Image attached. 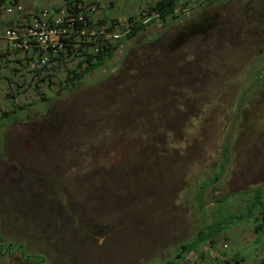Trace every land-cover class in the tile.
<instances>
[{
	"label": "rangeland",
	"instance_id": "rangeland-1",
	"mask_svg": "<svg viewBox=\"0 0 264 264\" xmlns=\"http://www.w3.org/2000/svg\"><path fill=\"white\" fill-rule=\"evenodd\" d=\"M155 1L96 0L89 35L113 43ZM183 1L67 90L21 76L15 99L2 60L0 264H162L220 215L176 264H264V0Z\"/></svg>",
	"mask_w": 264,
	"mask_h": 264
},
{
	"label": "built area",
	"instance_id": "built-area-1",
	"mask_svg": "<svg viewBox=\"0 0 264 264\" xmlns=\"http://www.w3.org/2000/svg\"><path fill=\"white\" fill-rule=\"evenodd\" d=\"M95 1L78 0L77 6L65 1L54 9L44 8L29 15H25L21 4L9 5L4 13L16 16V23L0 28V38L10 43L13 52L29 56L32 52L31 73L44 72L47 67L60 68L64 61L70 63L73 59L72 49L86 47V42L91 40L93 34L83 36L95 11Z\"/></svg>",
	"mask_w": 264,
	"mask_h": 264
},
{
	"label": "trees",
	"instance_id": "trees-1",
	"mask_svg": "<svg viewBox=\"0 0 264 264\" xmlns=\"http://www.w3.org/2000/svg\"><path fill=\"white\" fill-rule=\"evenodd\" d=\"M181 0H157L153 4L148 5V14L146 17L143 16L140 20L132 21V23L129 25V31L126 33H123L120 37H115L114 42H110L109 38H111V35L109 33L112 31V26L106 27L104 30H102V35L100 36L99 32L93 33L91 36V40L86 42V47H78L76 49H72L75 53L74 57L78 54L84 55V57L81 60H78L76 63L70 62L69 66H66L62 72H60V77H62L63 80L59 79V82L62 84V89L67 90L69 87L73 86L74 84H79L88 73L91 72L96 67L101 66L104 61L108 58L112 57V54L114 51L118 50V48L121 47L122 44H124L126 41H128L130 38L135 36L138 32L143 31L149 24L155 23L157 20H167L168 17L170 19L177 18V15H173L174 6ZM205 1V0H202ZM8 2V3H7ZM18 2V0H0V5L2 4H9V5H15ZM70 5L74 3V5L77 6L78 0H66ZM96 7H98V3H94ZM187 4V0H184L182 2V5L185 6ZM132 17H129V20H131ZM92 26L90 21L87 25V32L83 36L86 38V36L89 35L91 32ZM96 31V30H94ZM105 32H108L105 33ZM108 36V37H106ZM83 38V39H84ZM91 46V47H90ZM91 48V50L89 49ZM69 50L70 54L71 51ZM32 52L30 53L31 56ZM26 55V54H24ZM63 60V59H62ZM66 62V61H64ZM63 62V63H64ZM64 65V64H62ZM55 70L54 67H47L45 68L44 72L37 71L35 74L31 73V69L29 70L30 81L32 82H43L46 81L48 85H51V82L54 81V78H58L59 73H54ZM259 75V72H258ZM256 78L258 76H255ZM255 78V79H256ZM254 79V80H255ZM38 87H36L37 89ZM12 95V94H11ZM45 99V98H43ZM14 108H19L15 107ZM13 111V108H12ZM228 160V142L224 141L222 146V157H221V163L219 164L218 171H214L210 176L209 179L203 182V185H208L210 183H214L217 181L220 174L223 172L224 165L226 164ZM262 188H258L252 196V201L249 208H247V216L248 214H252V207H254L260 199ZM201 197L202 193L198 192L197 194V201L199 204L201 203ZM201 205V204H200ZM264 211V209H263ZM227 213H229L227 211ZM264 213V212H263ZM220 215V214H219ZM231 215L234 216V212H231ZM218 217V216H217ZM219 219L215 221V224L210 227V229H217L218 232L216 233H208L204 234L202 230H199L197 234L193 237V239L189 243H183L179 246L178 253H175V256L173 259L167 260L166 263L162 264H176L179 260L183 258V255L188 254L191 251H194L196 247H198L200 244H203L207 242L208 244H214L217 240V237L221 236L223 233L222 228L223 221L226 220L225 218H222L220 215L218 217ZM232 220V219H231ZM230 220V221H231ZM238 220H241V218H238ZM264 220V217H263ZM43 259H40L37 263H41ZM235 263H239L237 259ZM228 264L229 261L227 262Z\"/></svg>",
	"mask_w": 264,
	"mask_h": 264
},
{
	"label": "crops",
	"instance_id": "crops-1",
	"mask_svg": "<svg viewBox=\"0 0 264 264\" xmlns=\"http://www.w3.org/2000/svg\"><path fill=\"white\" fill-rule=\"evenodd\" d=\"M19 4H21L23 6V9H24V13L25 15H29L35 11H38L40 10V8H37L35 4H32V2L26 4V2L24 0H18ZM4 5V7L2 8L1 6V11L0 12V28H3V27H11V25H14L16 23V16H7L5 14H3V10L5 7L9 6V4H2ZM61 3H57V4H52L50 5L49 7H46V8H49V9H54L58 6H60ZM5 59H8L10 62H11V75L13 77V81L14 79H16L18 77L19 81L18 83H16L15 87L17 88L16 91L14 92V95H15V99L17 96H19L21 93L19 92L20 90H22L23 86H25V82L23 83V80L20 79V77H24V76H27L29 75V70H30V65L32 63V57L29 56L28 54L26 55H23V54H20V53H16V52H13L11 50V45L10 43L3 39V38H0V63H2V60H5ZM19 75V76H18ZM12 81V79H11ZM31 82L32 81H29L28 82V86L31 85ZM33 83V82H32ZM22 84V85H21ZM42 84V81L38 84V83H35V87H33V92L36 93V95H38V93L36 92V87H40L38 85ZM13 83L11 84V89L13 87ZM11 94H12V91H11ZM14 97H11V100H13ZM35 104V103H33ZM22 107V106H21ZM11 111H12V108H11ZM6 119H11V124L13 123H19L16 119L17 117H8L6 116ZM21 123H19L20 125ZM5 130H2L0 136L3 137V132ZM259 264V263H258Z\"/></svg>",
	"mask_w": 264,
	"mask_h": 264
},
{
	"label": "clouds",
	"instance_id": "clouds-1",
	"mask_svg": "<svg viewBox=\"0 0 264 264\" xmlns=\"http://www.w3.org/2000/svg\"><path fill=\"white\" fill-rule=\"evenodd\" d=\"M11 6H12V5H11ZM59 74H60V72H59ZM59 74H58V75H59ZM35 83H37V82H33V84H35ZM39 83H40V82H39ZM39 83H38V84H39ZM42 83H45V85L47 84L46 81H43ZM38 86H39V85H38ZM32 87H33V86H32ZM34 87H35V86H34Z\"/></svg>",
	"mask_w": 264,
	"mask_h": 264
},
{
	"label": "flooded vegetation",
	"instance_id": "flooded-vegetation-1",
	"mask_svg": "<svg viewBox=\"0 0 264 264\" xmlns=\"http://www.w3.org/2000/svg\"><path fill=\"white\" fill-rule=\"evenodd\" d=\"M25 260H27V258Z\"/></svg>",
	"mask_w": 264,
	"mask_h": 264
}]
</instances>
